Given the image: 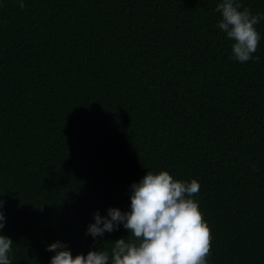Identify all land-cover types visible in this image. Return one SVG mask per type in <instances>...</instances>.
Segmentation results:
<instances>
[{"label": "trees", "instance_id": "obj_1", "mask_svg": "<svg viewBox=\"0 0 264 264\" xmlns=\"http://www.w3.org/2000/svg\"><path fill=\"white\" fill-rule=\"evenodd\" d=\"M221 0H0V200L12 264L111 251L94 213L167 170L200 185L208 264H264V19L231 59ZM264 15V0H240ZM258 57L259 59H255Z\"/></svg>", "mask_w": 264, "mask_h": 264}, {"label": "clouds", "instance_id": "obj_2", "mask_svg": "<svg viewBox=\"0 0 264 264\" xmlns=\"http://www.w3.org/2000/svg\"><path fill=\"white\" fill-rule=\"evenodd\" d=\"M20 7H25L23 0ZM241 8L240 0H221L214 11L222 17L217 26L233 42L230 58L244 63L253 59L260 45L261 34L255 26L264 15ZM130 189V210L110 207L106 216L97 210L86 230L97 238L117 231L122 224L127 237L115 240L110 252L89 250L75 256L65 242H53L47 246L54 253L49 264H208L212 234L194 199L200 189L195 178L187 181L174 178L167 170L148 171ZM3 205L0 200V232L6 223ZM12 246L13 240L0 234V264H12Z\"/></svg>", "mask_w": 264, "mask_h": 264}]
</instances>
